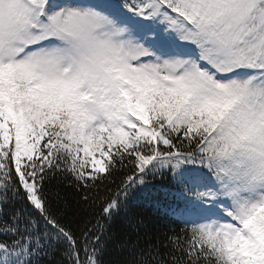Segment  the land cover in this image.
<instances>
[{
	"label": "snow or ice",
	"instance_id": "6c2138e0",
	"mask_svg": "<svg viewBox=\"0 0 264 264\" xmlns=\"http://www.w3.org/2000/svg\"><path fill=\"white\" fill-rule=\"evenodd\" d=\"M140 195L183 227L127 264H264V0H0V264H105Z\"/></svg>",
	"mask_w": 264,
	"mask_h": 264
},
{
	"label": "trees",
	"instance_id": "16d2710c",
	"mask_svg": "<svg viewBox=\"0 0 264 264\" xmlns=\"http://www.w3.org/2000/svg\"><path fill=\"white\" fill-rule=\"evenodd\" d=\"M114 178L118 183L119 174H116ZM70 179V177L68 179H53L48 188L53 191L59 189L61 194L66 196V201H62L59 206L62 223L72 229L78 239H82L85 219H91L92 224H94L95 218L87 217L84 213L77 214L75 211L79 195L75 188L68 186ZM155 183L159 185L164 182L157 180ZM107 184L108 182L105 181L98 189L101 195L104 194V188ZM20 195L23 197L22 191ZM65 204H67V207H65ZM15 208L25 209L28 215L39 218L26 199L18 200ZM5 219H7V216H5ZM140 221H143V223H140ZM89 227H91V224ZM182 227L183 225L167 210L165 201L160 200L157 202L156 198L137 196L129 202L127 209L121 210L119 215L106 228L105 264H127V261L137 255L141 249L146 250L150 244H156L158 239L167 242V237L179 234ZM5 238L0 236V239ZM65 248V243L58 244L55 254L52 257H45L42 264H67L62 256ZM161 251L163 252L164 249H161Z\"/></svg>",
	"mask_w": 264,
	"mask_h": 264
}]
</instances>
